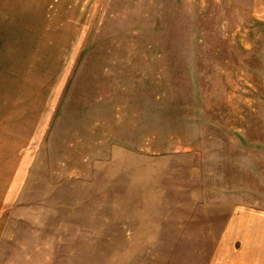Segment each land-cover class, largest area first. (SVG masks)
I'll use <instances>...</instances> for the list:
<instances>
[{"label":"rangeland","instance_id":"1","mask_svg":"<svg viewBox=\"0 0 264 264\" xmlns=\"http://www.w3.org/2000/svg\"><path fill=\"white\" fill-rule=\"evenodd\" d=\"M244 213L264 0H0V264H229Z\"/></svg>","mask_w":264,"mask_h":264},{"label":"crops","instance_id":"2","mask_svg":"<svg viewBox=\"0 0 264 264\" xmlns=\"http://www.w3.org/2000/svg\"><path fill=\"white\" fill-rule=\"evenodd\" d=\"M101 128V127H100ZM98 128V130H100ZM88 134H82L88 137L90 127H85ZM230 233L235 232L243 239L242 250L236 254L228 256L226 261L229 264H264V213L261 216L244 213L231 223ZM232 235H228L230 237Z\"/></svg>","mask_w":264,"mask_h":264}]
</instances>
